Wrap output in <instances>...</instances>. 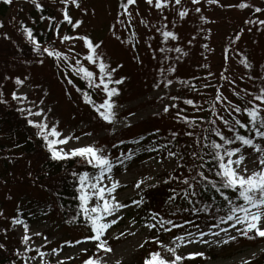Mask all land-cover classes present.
I'll return each instance as SVG.
<instances>
[{"label":"snow or ice","instance_id":"snow-or-ice-1","mask_svg":"<svg viewBox=\"0 0 264 264\" xmlns=\"http://www.w3.org/2000/svg\"><path fill=\"white\" fill-rule=\"evenodd\" d=\"M0 2L5 5H12L14 0H0ZM31 2L37 10H43V5L38 3L37 0H31ZM59 2L62 5V21L54 26L56 29L55 35L61 44L82 41L86 50L83 55V62L81 59L76 58L80 56L79 53H76V57L70 58L55 47H42L33 35L31 28L25 27L23 29L24 34L33 46L32 50L38 56L47 54L48 57L55 60L58 68L61 67V62H63L64 68H70L72 74L84 80L89 89L102 93L101 101L97 103L89 92H85L80 88L76 89L81 93L83 102L92 108L99 120L109 125L114 124L116 122L115 109L117 107L114 98L121 94L120 89L116 86L122 85L125 78H114L113 74L117 69L111 68L103 59V54L99 51L103 43L102 41L97 43L87 35H60L59 28L61 23H67L73 30H76L82 25L83 21L79 19L74 20L70 14V6H75L77 9L81 8L79 0H59ZM145 2L161 13H163L165 8L177 7V15L181 20L189 15L188 9L179 7L182 4V0H145ZM136 3L137 0H122L120 3L122 14L126 15L130 21L133 18L130 6ZM191 3L199 5L201 0H191ZM207 3L240 10L248 9L260 14V16H264V7L255 6L247 2V0H239L238 3L227 5L223 4L221 0H207ZM81 10L86 11L85 9ZM195 12L201 13V8L195 7ZM260 16H257L254 20H246L245 23L259 25L260 28H264V19H261ZM41 19H44V17H41ZM48 19L55 20L56 18L49 17ZM200 19L206 23L208 22L207 18L203 15H201ZM166 20L167 17H162V21ZM117 22L124 23L122 20H118ZM141 23L145 24L146 27L148 26L144 20H141ZM0 27H3L2 23H0ZM167 29L168 25L166 22L162 23L161 27L156 28L163 42L178 40L177 34ZM248 30L251 31L252 29L249 28ZM4 38L8 39L7 35ZM236 39H239V36ZM167 50L182 53L180 47ZM159 51L164 52L165 48L161 47ZM69 52H75L74 43L69 48ZM70 59L74 60V63H69ZM136 59L138 60L139 57H136ZM36 62L43 65L44 60L38 59ZM84 62L91 67L86 66ZM241 63L246 69L252 67L246 58ZM117 67H122V65H118ZM92 69H96V71ZM167 71L174 72L175 68L169 67ZM221 78L227 80V77L223 76V74H221ZM27 79L28 77L24 79L16 77L15 84L23 85ZM249 79H252V77H249ZM68 83L73 84V81L69 79ZM172 83L173 81L168 79L164 87H168ZM181 83L187 84L188 82L181 81ZM229 83H234V81H229ZM159 86L158 84L154 85V87ZM209 86L211 85H205V87ZM244 91L250 99L247 100L244 107H241L239 104H234L229 100L219 88L216 89L214 103L210 109L211 115L214 118L208 122L210 127L203 131L211 133L212 136L218 139H211L209 135H202L196 139L194 145L198 146L200 150H194L191 153L193 166L189 169L190 175L186 177L170 176L163 181V183L167 184L169 180L174 179L183 185L179 191L175 188L170 189L172 195L168 197V203H174L177 198H180L190 206L182 209L185 212L190 211L194 215L201 212L208 214L211 210L215 209V213L223 211L224 215H214L213 218L218 220V223L212 224L209 227V231L205 232L192 221L185 220L183 224H178L174 223L171 219H165L158 212L151 213L149 217L151 222L144 224V227L149 231L156 230L171 233L174 228H179L183 231V234L174 236L170 244L164 243L158 236L146 239L144 243L140 244V248H144L145 244L153 242L158 245L159 250L148 252L142 258V264H184L185 260L203 257L204 253L201 251L188 252L185 255L180 250L186 245L196 243L207 244L208 241L203 239L207 235L219 238L216 240L217 244H228L230 241H235L237 236L228 234V228L233 229L235 233L246 238H264V82H262V86L257 92H248L246 89ZM233 94L240 97V93L235 89H233ZM3 96V92L0 91V104H8V100L4 99ZM240 98L243 99V97ZM11 99L18 104H24L27 96L13 91ZM170 99L175 101L180 99V97L172 96ZM43 103L44 101L41 100L40 104ZM183 103L196 108V104L192 99H184ZM217 104L222 106L223 110L228 113L229 118H225V116L220 114L216 108ZM34 107L36 108L35 111L31 107H18L17 111L22 115L26 114L25 119L27 120V124L36 129L35 135L42 141L49 159L59 162L76 160L78 158V162L81 163L82 167H90L96 170L95 174L89 171H73L71 173L72 177L77 181L74 185L76 193L74 199L78 201L76 217L82 218V226L88 231V235L76 240L75 244L79 245L89 242L94 244L95 251L91 255H88L89 250L87 248L81 249V252L86 256L82 260V264H108L106 257L109 253L113 252V248L107 238L108 233L123 218L120 215L121 210L129 207L128 204L121 202L117 198L116 193L120 187V181L110 175L114 169L113 159L103 146L98 147L95 144H87L68 147L71 140L79 141L80 137L64 135L58 130V122L50 123L44 109L40 108L39 105H34ZM170 108L177 109L178 119H184L190 126L196 124V119L189 120L187 116H180V112L183 110L179 109L177 104H166L162 111L168 113ZM196 110L204 111L202 107L196 108ZM48 111L50 112L51 109H48ZM234 114H243V118ZM31 117H39V119H32ZM217 121L220 122L219 125ZM125 126L129 125L126 124ZM223 129H227V132ZM241 130L244 131L241 132ZM85 135H91V133H85ZM178 135V133L173 132L171 134L172 139H175ZM185 135L192 137L194 136V132L189 131ZM120 143H123V141H120ZM117 146L116 144L112 145L113 148ZM189 147H192V145H189ZM149 151H156V149H149ZM250 156L252 157L251 159H249ZM168 157H176L178 161L176 167H183L180 163L184 159L182 154L169 150ZM127 159H131V156H128ZM197 161L200 163L197 164ZM249 164L252 166L250 167ZM29 176H31V173H29ZM147 179H151V177L138 180L134 187L141 189V186ZM105 180L108 181L107 186L104 183ZM149 187H156V185L152 184ZM209 191L218 194L226 204L217 206L215 195H213L210 203H203L200 200V196L202 192ZM142 203H144L143 197L140 200L132 201V204L137 206ZM175 214V212L172 213V215ZM76 217H74V220ZM132 223H135V221ZM12 224L19 225L23 229L21 243L25 245L24 252L33 251L29 247L32 236H41L42 234L40 232L30 234L29 225L19 215L12 219ZM185 224L191 225L196 229V232L193 233L192 231L185 230ZM222 224L227 225V227H220ZM212 228H218L219 230L213 232ZM221 233H226L227 238H221ZM127 234L135 235V233L131 232ZM125 235V232H121L113 238L118 240ZM44 239L46 241L47 237H44ZM65 243L72 244L71 241H66ZM3 248H5V245L0 243V249ZM35 251L36 256L26 258L25 264H29V260L33 261L34 264H50V261L44 259L47 255L45 252L40 251L38 248ZM52 253L58 255V250L54 248L52 249ZM16 255L19 257L22 254L20 251H17ZM36 257H39V261L36 260ZM69 259H72V257H69ZM13 264H15V261H13ZM57 264H64V261L57 259ZM116 264H120V262L117 261ZM243 264H251V261L245 260Z\"/></svg>","mask_w":264,"mask_h":264},{"label":"trees","instance_id":"trees-1","mask_svg":"<svg viewBox=\"0 0 264 264\" xmlns=\"http://www.w3.org/2000/svg\"><path fill=\"white\" fill-rule=\"evenodd\" d=\"M6 5H0V13L4 14ZM29 16L32 18V23L23 25L21 29L25 27L33 30V35L37 41L43 46H50L48 41L52 37L54 31V20L48 22L50 14L47 11V7L43 6V10H37L33 8L29 12ZM44 17V19H41ZM51 17H55L51 15ZM249 20V19H247ZM48 22L47 25L43 26V23ZM22 32V31H21ZM2 33V32H0ZM176 33V32H175ZM20 34L23 37H11L8 34H0V88L6 91L5 86L10 80H13V87H20L21 85L15 84V78L21 79L24 76H18L14 74L16 71L23 69V72H28L30 67L36 63L38 59H43L44 63L48 65L50 63L53 80L58 81L60 89L63 95L69 97L67 100L72 101V107L74 108L73 114L80 116L81 119L85 118L88 122V129L95 127L94 133L98 131L100 126L105 129V135L95 140L93 144L100 147L103 146L107 149L108 154L113 159L114 169L110 174L119 173L123 168L128 166L130 163L140 162L142 159L149 156H167L168 151H174L184 156V159L180 161L183 165L181 168H176L170 176L172 177H186L190 175L189 169L193 166V159L191 153L199 151V147L194 145V141L200 138L202 135H209L211 139H218L212 136L209 132H204V129L210 127L209 121L214 117L211 115V107L214 103V96L216 89H220L225 95L224 90V79L221 78V74L224 76V68L218 70L211 77L206 72L205 66L202 59L206 56L201 50V47L196 45V52L190 47L192 41L189 34L185 39L183 36H179L178 40L171 42H163L162 37L159 42L156 43V49L150 53L149 61L140 68H134L128 71L130 75L133 70H136L139 74L138 80L133 78L125 79L122 85H117L120 89V95L115 97L117 107L115 111L126 101L139 97L151 90L164 87V84L168 79L173 81L172 84H176L177 88L172 96H178L180 99L175 100L172 104H177L179 109L183 110L180 112L181 117L187 116L189 120L196 119V124L190 126L182 118H177V109L170 108L168 113L163 111L156 115H152L139 125L143 126V130L134 133L132 130L137 125H129L122 129L113 130L114 124H106L96 117L95 112L92 108L85 104L82 99V95L76 89L80 88L85 92H89L93 99L99 103L101 101L102 93H97L94 89H89L84 80L72 74L71 69H65L64 64L61 63V67L56 66V62L53 58L48 57L47 54L38 56V54L32 50V45L27 39L24 31ZM7 35L8 39H5ZM258 34L255 35L254 29L252 31V37L255 39ZM24 38V39H23ZM193 38V37H192ZM150 41V39H149ZM191 41V42H190ZM48 44V45H47ZM165 48L164 52H160L159 49ZM180 47L182 53H176L175 51H168L167 49ZM103 47L101 46L100 50ZM99 50V51H100ZM250 47L244 46V49L240 52V63L239 66L247 76L246 84H236V88L231 86L229 88L230 97L228 98L234 104H239L241 107L246 105V102L250 97L245 93V89L248 92H257L264 82V58L256 57L255 60L258 63H253L248 57L246 51H249ZM225 53L229 55L228 48L226 47ZM224 53V54H225ZM225 54V57H227ZM167 57V59H166ZM36 58V59H34ZM247 59L253 66L251 68H245L241 61ZM34 59V61H33ZM83 62V56L80 57ZM227 59H229L227 57ZM74 63V62H73ZM86 64V62H84ZM110 67L113 64H109ZM86 66L90 67V65ZM169 67L175 68L174 72H169ZM94 71V69H92ZM117 69L116 74L119 76L115 79L124 77V73ZM140 70V71H139ZM49 72V68L47 70ZM7 77V79H5ZM252 77V79H249ZM72 80L73 84H69L68 80ZM127 80V81H126ZM181 81H187V84L181 83ZM45 83L37 84L40 88ZM160 85L154 87V85ZM205 85H211L205 87ZM132 86L130 93L127 90ZM47 88V86L45 87ZM49 89L52 88V84L49 85ZM233 89L240 93V97L233 94ZM2 91V90H1ZM226 96V95H225ZM5 99V98H4ZM184 99H192L196 108L202 107L204 111H197L196 108L186 105L183 103ZM8 100V104H0V157H2L3 168L0 171V189L10 185L17 186L19 188L30 187L31 191L33 188H37V194L25 193L24 196L19 197L22 193L16 197L15 206L6 207L7 201L3 199L6 197V193L0 196V243L5 245V248L0 249V264H25V259L36 255V249L32 248L33 251L24 252L19 250L18 247L22 246L21 239L16 238L14 231H12V219L17 215H40L48 216L50 214L56 217V221L62 223L66 227L74 228L80 233V238L88 235V231L82 226V218L76 217L78 211V201L74 199L76 195L74 185L76 180L72 177L73 171H89L92 174L96 173L95 169L90 167H82L81 163L76 160L69 161H53L49 159L46 150L36 135V129L30 127L25 119V114L22 115L17 111L20 104L14 101L12 105ZM18 104V105H17ZM217 110L225 118H229L228 113L225 112L221 105H216ZM125 114V111L116 112V122ZM241 116L243 114H234ZM202 118V119H197ZM219 121L217 124L219 125ZM93 130V129H92ZM157 130H159L157 132ZM227 132V129H223ZM194 132V136L190 137L185 135L186 132ZM244 130H241L243 132ZM173 132L179 135L172 139L171 134ZM123 141V143H120ZM118 145L113 148L112 145ZM192 145V147H189ZM166 146V147H165ZM155 148L156 151H149V149ZM131 156V159H127ZM119 158V159H117ZM122 161V163H121ZM200 163L199 161L196 162ZM31 173V176H29ZM4 179V180H3ZM156 187H149L142 191L135 198L127 202L129 204L133 200H140L143 197L144 203L136 207L135 211V222L145 224L151 222L149 217L151 213L158 212L165 219H171L174 223L183 224L185 220L192 221L196 225H212L218 223V220L214 219V215H224V212L215 213V209L211 210L208 214L203 212L199 214H192L190 211L185 212L182 209L190 207L186 201L177 198L174 203H168V197L172 195L170 189L175 188L177 191L183 187L177 180H169L167 184L162 182L156 183ZM17 192V191H16ZM9 194V193H8ZM215 195L217 206H223L226 204L218 194L213 191L202 192L200 200L203 203H210L212 197ZM12 198H10L11 200ZM42 207L45 205V207ZM39 206V208H38ZM4 207H6L4 209ZM4 209V210H3ZM6 209L8 214L6 213ZM175 212V215L172 213ZM74 217L76 219L74 220ZM171 227V225H169ZM192 228L191 225L185 224L184 229L188 230ZM183 231L179 228H174L171 233L153 230L151 237L158 236L161 241H164L170 234H180ZM171 236V235H170ZM150 237V238H151ZM259 241H264V238L258 237ZM237 241V240H236ZM235 242V241H234ZM111 247L113 246V240H109ZM40 251H45V246L38 248ZM88 255H91L94 251V244L88 248ZM158 245L153 242H149L139 252L138 256L131 263L121 264H142V258L150 251H156ZM20 251L21 256H17L16 252ZM103 255V253H101ZM86 256L82 254L79 259H72L67 264H82V260ZM200 259V258H199ZM197 260V259H195ZM189 260L184 261V264H196L200 261ZM251 264H264V251L260 257L254 259Z\"/></svg>","mask_w":264,"mask_h":264},{"label":"rangeland","instance_id":"rangeland-1","mask_svg":"<svg viewBox=\"0 0 264 264\" xmlns=\"http://www.w3.org/2000/svg\"><path fill=\"white\" fill-rule=\"evenodd\" d=\"M37 2L47 7L50 17L51 15L55 16L54 26L62 21V5L59 0H37ZM79 2L81 8L77 9L75 6H70V14L74 20H82V25L78 29L73 30L67 23H61L59 28L60 35H87L97 43L102 41L103 48L100 52L103 54L105 62L113 64L111 68L121 69L120 71L124 73L123 76L125 79L133 78L130 82L134 79L138 80V76L144 71L139 74L136 70H133L134 72L130 75L128 71L134 68H140L149 61L150 53L156 49V43L161 39V35L156 31V28L161 27L162 23L165 22L168 25L167 30L176 32L178 37L184 36L186 39L188 37L187 34H189L192 41L190 47L195 52L196 45L201 47L200 51L206 54L202 61L206 72L211 74V77L222 66H225L224 76L227 77V80L224 79V90L228 98H231V91L229 90L231 86L236 88L237 83H247V76L240 68V63L238 62V60L240 61V52L244 49V46L250 47V50L245 53L247 57L250 54V59L253 63H258L255 60L256 57L264 58V28H260L259 25L245 23L247 19L254 20L260 14L248 9L240 10L237 8L210 5L207 3V0H201L199 5H193L191 0H182V4L179 7L188 9L189 15L181 20L177 15V7L165 8L163 13H161L149 6L145 0H137L135 5L130 6V11L133 16L130 21L126 15L122 14V9L120 8L122 0H79ZM221 2L227 5L238 3L239 0H221ZM247 2L255 6L264 7V0H247ZM1 4L3 3L0 2ZM195 7H200L201 13H196ZM33 8L35 6L31 0H14L12 5H6L4 14L0 13V23L3 24V27H0V32L8 34L11 37H19L20 34L23 35L21 27L27 25L26 23H32L29 12ZM81 9H85L86 11H82ZM201 15L207 18V23L200 19ZM162 17H167V20L162 21ZM260 18L264 19V16H260ZM118 20H122L124 23H118ZM141 20H144L148 26L146 27L145 24H142ZM50 21L48 19V22ZM48 22H44L43 26L47 25ZM249 28L252 30L249 31ZM253 29L255 35L258 34V37L256 38L255 36V39L252 37ZM53 31L54 33L48 41L50 46L64 52L70 58L76 57V53L80 54L79 57H76L79 59L84 55L86 50L82 41L61 44L55 35V27H53ZM237 36H239V39H236ZM73 43L75 45V52H69V48ZM226 47L228 48L229 55L225 53ZM224 53L229 59H226ZM136 57H139V59L137 60ZM73 62L74 60L70 59L69 63ZM118 65H122V67H117ZM48 68L49 72L47 71ZM23 71V69L16 71L14 76H24V78L28 77V79L25 80L23 85L16 88H12L13 80H10L5 86L6 91L0 88V91L2 90L4 94L3 98L10 100L11 102H9L14 105V101L11 99V93L13 91L26 95L27 100L24 104H20L19 107H31L35 111L36 108L34 105H39L40 108L44 109L50 123L58 122V130L64 135L80 137L79 141L71 140L68 147L93 144L95 140L105 135L103 126H100L101 128H98V131L94 133L95 127H90L93 130L88 129L87 120L85 118L81 119L80 116L73 114L74 108L71 104L72 101L70 103L67 100L69 97L63 95L58 81L55 82L53 80L54 73H52L50 63L48 65H41L36 62L30 67L27 73ZM113 75L114 78L119 77L116 72ZM229 81H234V83H229ZM39 83L45 84L40 88L37 85ZM51 84L52 88L49 89L48 87ZM46 86L47 88H45ZM176 88V84H171L168 87L151 90L139 97H134L124 102L116 112L125 111V114L114 123L113 130L122 129L126 127V124L137 125L132 130L134 133L143 130V126L139 124L150 116L161 112L164 105L172 104L173 100L170 97H172V93L176 91ZM131 91L132 86H130L127 92L130 93ZM41 100L44 101L43 104H40ZM48 109H51V111L49 112ZM31 118L39 119V117ZM85 133H91V135H85ZM251 158L250 156L249 159ZM3 161L2 157H0V171H2L4 166ZM177 162L176 157L169 158L168 155H158L146 157L140 162L130 163L121 172L112 175L120 181V187L116 193L117 198L127 204L128 201L148 189L149 185L164 181L177 168ZM249 166L251 167L252 165L249 164ZM146 177H151V179L145 180L141 189H136L134 187L135 183ZM104 183L106 186L108 185L107 180ZM32 190L35 191L32 192L30 187L19 188L10 185L0 189V196L6 193V197L3 196V199L7 201L6 207L15 206L16 197L21 193L22 195L19 197L24 196L28 191L30 195L37 192V188H33ZM36 195L38 194L36 193ZM10 198L12 199L10 200ZM128 205V208L121 210L120 215L123 218L108 233V240H113V252L109 253L106 257L108 264H116L117 261L120 264L131 263L143 249L140 248V244L144 243L146 239H149L153 233V231L146 229L142 223H132L135 221L134 210L137 205L132 204V202ZM43 207L41 205V209ZM6 213L8 214L7 209ZM20 218L25 220L29 225L30 234L35 232L42 234L41 236L33 235L29 247L36 249L45 246L46 250H42L47 254L44 259L50 261V264H57V259L63 260L64 264L69 263L72 259L77 260L83 254L81 252L82 248L88 249L92 246L91 242L79 245L75 244L76 240L81 239L79 236L80 233L76 229L66 227L56 221V217L52 214L48 216L24 215ZM210 226L199 225V228L208 232ZM220 227H227V225L222 224ZM211 230L215 232L219 229L212 228ZM12 231H14L16 238L21 239L23 235L21 226L13 225ZM187 231L195 233L196 229L192 227ZM121 232H125L126 235L118 240L113 238ZM129 232L135 233V235L127 234ZM182 234L183 232L180 234H170L171 236L168 235L169 237L163 242L170 244L174 236ZM228 234L236 235L237 241H230L228 244H217L216 240L219 238L207 235L203 237V239L208 241L207 244L196 243L186 245L180 251L185 255L188 252H203V257L195 258L197 260L192 259L200 261L196 264H243V261L249 260L252 262L263 253L264 241H259L258 237L246 238L235 233L231 228H228ZM44 237H47L46 241ZM220 237L227 238V234L221 233ZM66 241H71L72 244L69 245L65 243ZM24 248L25 245L18 247L19 250H24ZM54 248L58 250V255L52 253V249ZM69 257H72V259H69ZM36 260L39 261V257H36ZM29 264H34V262L29 260Z\"/></svg>","mask_w":264,"mask_h":264}]
</instances>
